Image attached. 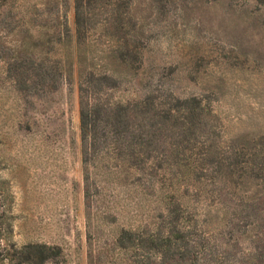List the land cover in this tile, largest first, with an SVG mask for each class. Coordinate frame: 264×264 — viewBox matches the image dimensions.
<instances>
[{
	"label": "rangeland",
	"instance_id": "374dc122",
	"mask_svg": "<svg viewBox=\"0 0 264 264\" xmlns=\"http://www.w3.org/2000/svg\"><path fill=\"white\" fill-rule=\"evenodd\" d=\"M82 12L0 0V264H264V0Z\"/></svg>",
	"mask_w": 264,
	"mask_h": 264
},
{
	"label": "trees",
	"instance_id": "16d2710c",
	"mask_svg": "<svg viewBox=\"0 0 264 264\" xmlns=\"http://www.w3.org/2000/svg\"><path fill=\"white\" fill-rule=\"evenodd\" d=\"M88 1H91V0H74V10H75V35L74 37L77 40L75 43V46L78 45V41H81V38L82 40L84 38L83 32H85L84 25H85V20H87V17L82 15L83 13L82 9L84 8V5ZM88 105L90 104L88 103ZM88 120H89V109H87V111L84 112V109L81 108V126L85 130L87 129ZM119 126L120 124L117 123L115 128H118Z\"/></svg>",
	"mask_w": 264,
	"mask_h": 264
}]
</instances>
